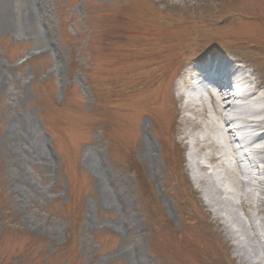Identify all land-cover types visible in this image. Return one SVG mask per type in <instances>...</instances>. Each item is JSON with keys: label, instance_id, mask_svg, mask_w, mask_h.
<instances>
[{"label": "rangeland", "instance_id": "1", "mask_svg": "<svg viewBox=\"0 0 264 264\" xmlns=\"http://www.w3.org/2000/svg\"><path fill=\"white\" fill-rule=\"evenodd\" d=\"M199 51L264 95V0H0V264H251L207 198L264 264V133L237 164L215 106L187 112Z\"/></svg>", "mask_w": 264, "mask_h": 264}, {"label": "bare ground", "instance_id": "2", "mask_svg": "<svg viewBox=\"0 0 264 264\" xmlns=\"http://www.w3.org/2000/svg\"><path fill=\"white\" fill-rule=\"evenodd\" d=\"M31 15V14H30ZM26 20H28V22H30V18L29 16H26ZM219 61L224 62L225 64L231 66L235 71L239 72V74H242L243 76H245L247 78V80L250 82V78L249 76L251 75V73L245 70L242 67H240V65L236 66L235 63L233 61H228L226 59H219L217 58ZM246 71V72H244ZM246 73V75L244 74ZM252 76V75H251ZM244 77V78H245ZM200 82H202L201 84L205 83V79L204 78H200L199 75H196L195 80L193 83L195 84H199ZM252 83V82H251ZM230 85L226 84L224 79H218L215 81V89L214 92L212 93V96H210L211 100L215 101V111L217 114H219L220 116V126L221 129L223 130L224 135L222 136V143L225 142V140L228 143V150L234 154L236 156L235 159V163L240 164V162L242 161V157L245 156L246 159L248 161H250V163L255 164V159L252 157L250 158L248 156V154H246L241 146V140L235 136L234 134V130H239L241 127L240 125L242 123L243 126L242 127H249L251 128L253 131H259L258 133H256L253 137L254 139H258L260 135H262V133L264 132V118H257L254 116V114L256 113H260L263 112L264 108L262 105H255L253 107H249V114H245L243 116L239 115V109L240 106L233 104V98L232 95H230ZM255 93V89L250 88V90L244 94L245 98H249L251 95H254ZM257 94V93H256ZM244 113V112H242ZM252 116V117H251ZM29 134L31 135V139L33 141L32 147L31 149L33 151H36L37 153H39L40 155L43 154L44 156V150L43 147L40 145V135L37 133V131L35 130H29ZM10 139H12L13 144H14V148L15 150H18L21 147V143L16 139L15 135L12 133L9 135ZM217 140L214 139V142ZM237 145L235 148H233L231 145ZM218 145V144H217ZM256 148H253V150H255ZM147 151L149 153V157H155L153 155V144L151 142H148V147H147ZM254 152H259V151H254ZM262 152V151H261ZM148 155V154H146ZM263 158V157H262ZM190 163H191V168H192V172H193V176L195 177V179L197 181L200 182L201 178L200 175L198 174V172L196 171V169L200 168V164L194 159V155H193V151L191 152L190 155ZM258 170V168H257ZM260 171H257V174L260 175ZM27 183H29V179L25 178ZM258 186L260 188V190H262L261 185H263L264 181L262 179L258 180ZM259 190V191H260ZM206 195H208V192H206ZM206 203L209 204L213 210L215 211V213L217 214V217L219 219H223L225 227L228 229V231L230 232V235L236 239L237 241V251H238V255L241 257V259H244L246 261H248L251 264H256L257 262H259L258 260L255 259V254H252L253 250L251 249L250 245L247 243V241H245L246 237H242V233H243V227H241V223L240 225L236 226V221L241 222L238 218V216L236 217V215L233 213V215L231 216L230 211L229 212H225L222 208H219L218 206H216L215 201L213 199H206ZM230 214V215H228ZM243 224V223H242ZM235 225V226H234ZM255 227H258V223H256V219H255V223H254ZM243 226V225H242ZM236 227V228H235ZM252 227V226H251ZM252 229V228H251ZM260 238V241L262 243V239L260 237V233H258V235ZM264 242V240H263ZM264 250V249H263ZM264 252V251H263ZM264 256V255H263ZM261 262V260H260Z\"/></svg>", "mask_w": 264, "mask_h": 264}]
</instances>
